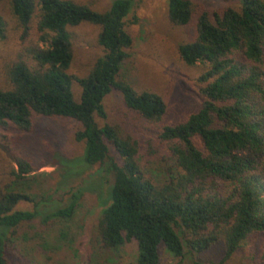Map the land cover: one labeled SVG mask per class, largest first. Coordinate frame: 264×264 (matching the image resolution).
Wrapping results in <instances>:
<instances>
[{
	"label": "trees",
	"instance_id": "trees-1",
	"mask_svg": "<svg viewBox=\"0 0 264 264\" xmlns=\"http://www.w3.org/2000/svg\"><path fill=\"white\" fill-rule=\"evenodd\" d=\"M2 2L25 33L36 19L38 37L5 69L0 129L30 132L36 116L69 119L79 126L74 139L82 143V154L55 153L50 163L62 186L95 166H106L112 184L99 196L103 210L98 225L105 248L118 250L135 242V264H159L162 247L181 259L184 247L201 253L221 243L223 261L245 250L254 237L263 236L264 247V0H240L238 9L201 13L195 39L178 47L185 65L204 67L201 103L184 121L160 131L174 159L163 182L142 172L135 141L96 122L106 117L103 101L112 91L145 120L160 121L166 111L159 95L137 93L120 78L132 45L125 19L135 0H112L103 12L72 0ZM166 2L171 24L191 21L190 0ZM83 23L100 28L97 43L104 53L85 77L75 78L68 74L72 61L68 28ZM4 37L0 16V41ZM74 82L80 88L78 100ZM110 147L120 162L110 157ZM16 165L14 183L0 189V264H8L14 230L31 222L40 214L39 202H46L15 189L26 184L35 169L22 158ZM85 183L71 188L62 206L44 214V222L70 219L86 192L102 190L100 179ZM20 202L33 203L35 210H15Z\"/></svg>",
	"mask_w": 264,
	"mask_h": 264
},
{
	"label": "rangeland",
	"instance_id": "rangeland-1",
	"mask_svg": "<svg viewBox=\"0 0 264 264\" xmlns=\"http://www.w3.org/2000/svg\"><path fill=\"white\" fill-rule=\"evenodd\" d=\"M87 5L92 10L106 11L112 0H72ZM193 8L191 21L184 26H175L167 16L166 0H135L133 9L125 19V29L132 39L127 50L121 79L127 81L137 93L150 92L159 95L166 106L160 121H148L129 110L122 96L112 91L103 101L106 117L96 118L99 126L109 125L123 137L136 142L137 163L145 176L154 182H163L174 167V159L166 142L160 139L164 126L184 121L195 113L201 103L199 94L201 64L187 66L178 55L181 44L191 42L196 36V21L203 12H222L230 7L238 9L240 0H190ZM0 16L5 23V37L0 41V88L6 85L5 69L34 44L38 34L36 19L25 33L13 18L6 2L0 4ZM71 33L72 61L68 74L83 78L95 62L102 57L103 49L97 43L100 28L83 23L68 28ZM75 100L79 99L80 88L73 83ZM30 132L13 128L0 129V189L15 181L16 159L22 158L34 167L28 174L26 184L16 186L35 196L40 203L38 214L31 222L23 223L14 230L8 247V264H135L137 248L135 242L126 243L118 250L105 248L99 236V219L103 207L101 191L112 184V176L106 166H95L80 179L67 185L59 184V172L50 161L52 155L61 153L67 157L82 154L83 145L74 139L79 126L69 119L34 117ZM110 157L120 162L110 147ZM100 179L102 190L86 192L68 220L49 219L44 214L62 206L71 188L85 185L86 181ZM13 182V183H12ZM100 192V193H99ZM17 211H34L30 202H20ZM263 236L254 237L243 251L223 261V248L216 243L201 252H189L175 258L162 247L159 264H264Z\"/></svg>",
	"mask_w": 264,
	"mask_h": 264
}]
</instances>
